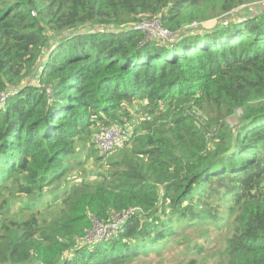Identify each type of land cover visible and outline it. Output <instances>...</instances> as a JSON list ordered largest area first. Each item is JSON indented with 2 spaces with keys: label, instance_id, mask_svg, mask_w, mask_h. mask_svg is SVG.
<instances>
[{
  "label": "trees",
  "instance_id": "1",
  "mask_svg": "<svg viewBox=\"0 0 264 264\" xmlns=\"http://www.w3.org/2000/svg\"><path fill=\"white\" fill-rule=\"evenodd\" d=\"M261 2L0 0V264H198L191 233L264 264ZM109 126L125 148L82 179Z\"/></svg>",
  "mask_w": 264,
  "mask_h": 264
},
{
  "label": "rangeland",
  "instance_id": "2",
  "mask_svg": "<svg viewBox=\"0 0 264 264\" xmlns=\"http://www.w3.org/2000/svg\"><path fill=\"white\" fill-rule=\"evenodd\" d=\"M263 8H264V2H261L258 4H252L246 7V12L253 14V13L258 12L259 10H262ZM216 21H217L216 19L209 20V21L202 23V25L204 26V28L205 27L210 28L215 25ZM139 120H140L139 118H135V123H138ZM227 123L231 126L238 124L236 120V116H232L230 119H228ZM95 142H96V137H95ZM123 148L114 151L109 156H106L105 159L102 160L101 163H99L100 160L96 158V156L100 157L102 155V154H99L98 152H96L89 158L82 157V160H83L82 166L84 170V172H82V179L84 178L85 180H88L89 182L97 181L95 179H97V177L99 176L98 174L100 173V168H103V165H106L108 158L113 159L116 154H119L123 150ZM75 168L80 169V166H76ZM96 223H97L96 221H93V224H96ZM202 230H205V229L203 228L198 229V231H202ZM194 234L196 233H191V236H193L192 242H196L198 247L195 248V251L189 248L190 253H191L189 257L197 261L198 264H217L224 257L223 256L224 246H223L222 240L220 239V237H218V234L211 233V235H209V237H206L205 239L198 237V236H194ZM95 235L100 236L99 232L89 234V236H95ZM183 236H185V233L183 234ZM181 251H183V249L174 251L169 255L167 254L166 264H186L183 261V258L178 256L179 252ZM189 257H186V259Z\"/></svg>",
  "mask_w": 264,
  "mask_h": 264
},
{
  "label": "built area",
  "instance_id": "3",
  "mask_svg": "<svg viewBox=\"0 0 264 264\" xmlns=\"http://www.w3.org/2000/svg\"><path fill=\"white\" fill-rule=\"evenodd\" d=\"M135 30L145 33L147 36L154 38H166L170 35L167 28H165L159 18L142 19L137 22L134 27ZM35 83L39 82L35 80ZM96 146L102 155L113 153L116 150L122 149L129 140V133L117 126L105 127L95 136ZM132 212H124L121 215H114L111 223L102 224L97 222L93 224L90 233L99 232L100 236H89L92 239H101L103 237H111L115 229L120 228L121 223L126 219L127 214Z\"/></svg>",
  "mask_w": 264,
  "mask_h": 264
}]
</instances>
